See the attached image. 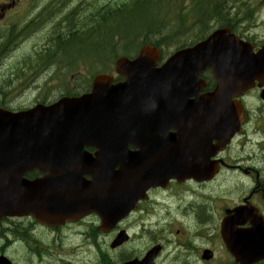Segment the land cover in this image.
<instances>
[{
    "label": "water",
    "instance_id": "obj_1",
    "mask_svg": "<svg viewBox=\"0 0 264 264\" xmlns=\"http://www.w3.org/2000/svg\"><path fill=\"white\" fill-rule=\"evenodd\" d=\"M160 57L145 45L135 59H118L122 82L99 74L89 94L19 112L0 108V218L32 215L60 225L95 210L109 230L150 186L206 178L212 140L216 152L240 129L243 111L233 98L264 78V47L255 53L225 28L158 66ZM207 67L217 87L198 96ZM86 145L98 153L92 157ZM34 169L45 175L24 177ZM233 235L238 245L241 236ZM251 249L248 242L242 252ZM156 252L126 264H153ZM0 264L10 262L0 257Z\"/></svg>",
    "mask_w": 264,
    "mask_h": 264
},
{
    "label": "rangeland",
    "instance_id": "obj_2",
    "mask_svg": "<svg viewBox=\"0 0 264 264\" xmlns=\"http://www.w3.org/2000/svg\"><path fill=\"white\" fill-rule=\"evenodd\" d=\"M128 1L129 0H0V5L5 3L13 5V7L3 18V20L0 21V30L2 29L5 31L12 25H19V27H22L30 20L36 18L37 15L46 7H49L52 13H54L43 19L47 22H55L72 10L81 13L85 12L84 16L90 15L92 13L90 16H88V18L86 17L87 19L79 26V28L82 29L84 27H87L91 23L93 16L97 12V9H100L104 4L113 3L116 7ZM243 1L246 2V5H241V10L238 6H236L234 8V13L240 11L241 15L247 10H253V15H255L256 12V23L258 24V26L255 28H247L245 34L256 35L259 38V41H263L264 0ZM174 2L177 3L178 0H174ZM185 3L186 5H189L190 0H184V4ZM96 6H98V8H96ZM53 16L54 18H52ZM45 26L41 25V28L38 31L34 32L33 37H28L27 41L22 46L20 42L18 44L16 42V45H14L13 49H9L4 54V56H9L6 64L2 67V71L0 72L2 73V77H0V87L2 86V90L0 91V104L3 103L5 107H9L10 109H21L33 106L35 103H37L38 100H54L63 92L76 90L78 87L84 86L86 83H88L91 72L96 68L98 69L102 67L101 63H97V65L94 66V64L86 63L84 60L77 62V64H75L72 69H70L69 66H63V64L60 63H55L47 66V64L43 63V61L41 60H37L32 64L28 63L27 60H29V57H37L34 55L36 53L34 51L35 48L42 47L44 44H46L48 37L53 34V31L55 29L54 23H48ZM218 26L219 24L215 23L214 25H212V29H216L218 28ZM69 29L66 32H68ZM56 48L59 51L61 50L57 44ZM64 48L66 49V52H70L72 50L71 46L69 45L65 46ZM165 48L168 54L173 52V50L175 49L174 47L167 48L166 46ZM95 56V52H93L90 56L93 62L95 61V59L93 58ZM109 62L112 63L110 64ZM107 63L109 66H111L112 69L114 67V58L112 60H108ZM11 68L13 69V72L9 73L8 71ZM94 72H96V70ZM110 72L115 74L112 70ZM216 192L219 193V190ZM223 193L225 192L223 191ZM151 208L153 209V207ZM151 223L152 225H157L159 223V218L153 217L151 219ZM168 224L170 227L168 236L173 242H177L180 235L177 233V229L179 228L181 230V226H183V224L180 223V221L174 219H172L171 223ZM87 226L88 225H78L70 229H66L61 233H58V235L60 234L62 238H65L64 242L63 240L60 242L64 243L66 250L63 254L67 256L66 258L72 259L68 260L72 261L71 264L103 263L100 257V250H98L96 247L90 246L86 241L87 239H85L82 235H79V232L81 230H87ZM212 226L213 218L210 221L205 220L204 228L202 231H200L201 233H203V237L207 238L209 242L211 240V237H209L208 234L211 233ZM58 235L55 234L53 236V239L55 237H58ZM50 237L48 233H46V237L43 238L46 240V242H49ZM152 238L153 240L157 239L156 237H152L150 235L147 237L139 236L137 245L133 243V245H135L136 247L134 252L136 254H141L145 246L152 241ZM99 239L102 243L101 249L104 250V252H107L112 258H115V255L109 250V247L107 248L109 238L101 236L99 237ZM4 243H7V241H5ZM4 243L0 242V245ZM81 245L83 248L82 250L80 248ZM197 245L201 247L204 244L197 240L196 246ZM23 248L25 249L26 247L24 246ZM217 248L219 249V247ZM1 249L2 248H0V250ZM4 250L10 255L14 256L18 262L22 259H24L23 261L27 260L24 258V256H18L19 254H22V251L19 252L16 249L8 250L6 247L4 248ZM193 250L194 252L192 250L186 252L191 258V260L187 262L186 258L183 256L178 257V259L176 258L177 260L174 258L170 259L172 251H170V248H167L164 253L163 260L170 262V264H200L198 255H195V248H193ZM219 254L220 256L217 262H219L220 258L224 256V253L221 249H219ZM227 259L229 260V263L233 264V260L229 258ZM104 263L106 262L104 261ZM52 264H55V262H52Z\"/></svg>",
    "mask_w": 264,
    "mask_h": 264
},
{
    "label": "flooded vegetation",
    "instance_id": "obj_3",
    "mask_svg": "<svg viewBox=\"0 0 264 264\" xmlns=\"http://www.w3.org/2000/svg\"><path fill=\"white\" fill-rule=\"evenodd\" d=\"M91 86L92 84L84 85L77 94L80 95L90 91ZM247 98H249V96H245L244 101L246 104H249ZM259 102L261 105L258 107H262L264 101L261 100ZM259 112L260 114L254 113L249 115L248 110L247 121L241 133L236 135L230 145L216 157V159L221 160V162L219 163V172L213 179L203 182H186L182 184L184 187L176 182H171L172 184L167 190L163 187L150 190V204L156 203V205H159V207L155 206L151 210L150 216H158L164 220H161L158 228L159 233H161L163 237H166L169 231V228L165 224V215H167L169 219L174 216V220L181 219L183 226L185 227L187 225L186 229L190 233L193 232L194 228L203 226L205 220L210 221L213 218V221H216V224H218L217 221H219L221 216L223 219L229 212L233 214L234 210L237 208L243 210L246 219H248V215L253 214L264 216V106ZM86 150L94 154L97 148L87 146ZM218 190L219 193L216 192ZM166 191H169L167 192V196L173 199L175 195H177V200H167L165 198ZM223 191L225 193H223ZM189 196L191 199H189ZM193 207L197 208V211H194ZM144 213L149 214V209L142 203L139 206L138 214ZM24 219L25 218L17 220L24 226L25 224H30V218L29 220ZM8 220L13 219L11 218ZM33 224L35 227V222ZM243 227L247 228L249 224ZM150 230H153V227L145 229L147 233ZM30 233L33 240L39 241L37 236H41L40 234L32 230H30ZM177 233L182 234L181 230H177ZM88 235L96 236V239H92V241L93 243L97 242L99 244L97 246L100 248L102 243L100 240L98 242L97 238L98 236H102V234L97 227L93 229V234L88 233ZM202 235L203 233L196 237L200 238ZM167 240L169 242L171 241L169 238H167ZM213 241H217V239L214 238ZM49 247H51V245ZM150 247H146L144 252L138 257H142ZM174 247L175 246L171 244H163L162 253L159 257L160 264H170V262L163 260V257L167 248L171 249ZM32 249L27 250V257L29 260L20 261L19 264H52V261L46 258L50 252L49 248L34 246ZM171 251L173 253V250ZM59 252L63 255V251L59 250ZM100 257L103 263L104 261L109 263L106 254H100ZM125 260H121L120 262ZM68 262L66 257L63 256L61 262L55 264H71V262Z\"/></svg>",
    "mask_w": 264,
    "mask_h": 264
},
{
    "label": "trees",
    "instance_id": "obj_4",
    "mask_svg": "<svg viewBox=\"0 0 264 264\" xmlns=\"http://www.w3.org/2000/svg\"><path fill=\"white\" fill-rule=\"evenodd\" d=\"M208 2L211 1L195 0L193 5L192 3L186 5L184 0H178L177 3L174 0H129L116 7L113 3H106L97 9L91 23L82 29L79 26L92 13L84 16L85 12L75 11L67 13L55 22L34 20L28 26L54 23L55 29L46 44L56 43L64 47L84 46L86 51L98 54L93 57L96 63H106L108 60L116 59L119 54L130 55L136 47L145 43L160 48L162 46L180 48L192 44L190 41L200 40L210 29L214 17L216 21L219 15H224V6L221 2L216 0L213 9L207 11L204 7ZM9 42L10 40L4 44L5 46L2 45L0 58L4 56L3 50L9 46ZM12 42L16 45V40ZM63 51L66 49L63 48ZM74 65L71 64L72 67ZM193 209L197 211V208Z\"/></svg>",
    "mask_w": 264,
    "mask_h": 264
}]
</instances>
